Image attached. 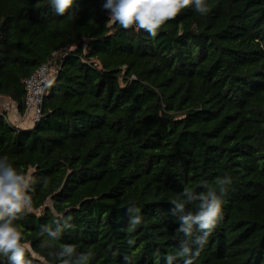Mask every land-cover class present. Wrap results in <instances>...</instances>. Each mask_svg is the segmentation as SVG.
I'll list each match as a JSON object with an SVG mask.
<instances>
[{
	"label": "trees",
	"instance_id": "trees-1",
	"mask_svg": "<svg viewBox=\"0 0 264 264\" xmlns=\"http://www.w3.org/2000/svg\"><path fill=\"white\" fill-rule=\"evenodd\" d=\"M104 2L59 16L50 0H0V95L22 111L23 80L57 68L32 127L0 116V157L36 180L33 211L15 222L26 259L59 264L52 253L72 244L89 264H167L183 239L170 201L203 183L219 194L227 176L193 264H264V0H207V15L190 6L155 37L110 23ZM54 213L71 227L42 248Z\"/></svg>",
	"mask_w": 264,
	"mask_h": 264
},
{
	"label": "clouds",
	"instance_id": "clouds-1",
	"mask_svg": "<svg viewBox=\"0 0 264 264\" xmlns=\"http://www.w3.org/2000/svg\"><path fill=\"white\" fill-rule=\"evenodd\" d=\"M54 12L64 16L73 7L74 0H50ZM194 6V10L207 15L210 7L207 0H105L102 7L109 14L110 23H118L124 29L144 30L152 37L169 20L174 19L182 10ZM230 177L217 178L216 188L203 183L204 192L196 193L187 188L181 194L184 199L172 200V214L177 216V235L183 234L179 251L175 256H166L167 264H173L177 257L184 258V264H193L208 242L217 224L222 219V197L226 186L231 184ZM36 183L32 171H18L7 155L0 157V255L7 257L8 264H32L26 259L27 249L22 243V233L15 224L25 213L33 211V198L30 191ZM196 204V210L185 211L186 205ZM131 211V209H130ZM57 216L56 227H41L40 235L48 239L41 241L42 248H51L59 240L66 228H70L71 216ZM142 217L134 215L130 227L140 225ZM199 232V235H195ZM132 241H129L131 244ZM59 264H89L93 256L91 251L77 252L72 244H63L59 251L52 253Z\"/></svg>",
	"mask_w": 264,
	"mask_h": 264
},
{
	"label": "built area",
	"instance_id": "built-area-1",
	"mask_svg": "<svg viewBox=\"0 0 264 264\" xmlns=\"http://www.w3.org/2000/svg\"><path fill=\"white\" fill-rule=\"evenodd\" d=\"M56 66L50 62L39 65L34 72L23 80V116L33 125L40 119L42 113V103L46 91V83L52 79L56 73ZM3 115L0 113V116ZM5 121L9 122L5 115Z\"/></svg>",
	"mask_w": 264,
	"mask_h": 264
},
{
	"label": "crops",
	"instance_id": "crops-1",
	"mask_svg": "<svg viewBox=\"0 0 264 264\" xmlns=\"http://www.w3.org/2000/svg\"><path fill=\"white\" fill-rule=\"evenodd\" d=\"M0 113L5 115L10 123L22 127L30 128L33 125L23 116V110L18 109L17 104L7 96L0 95Z\"/></svg>",
	"mask_w": 264,
	"mask_h": 264
}]
</instances>
